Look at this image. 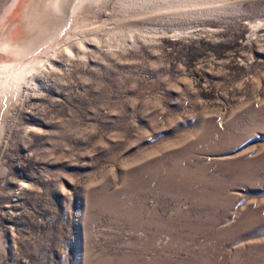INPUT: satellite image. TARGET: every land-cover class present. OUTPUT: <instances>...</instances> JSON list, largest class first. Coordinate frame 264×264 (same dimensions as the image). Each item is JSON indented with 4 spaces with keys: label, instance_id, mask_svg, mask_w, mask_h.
I'll return each instance as SVG.
<instances>
[{
    "label": "rangeland",
    "instance_id": "rangeland-1",
    "mask_svg": "<svg viewBox=\"0 0 264 264\" xmlns=\"http://www.w3.org/2000/svg\"><path fill=\"white\" fill-rule=\"evenodd\" d=\"M0 43V264H264V0H0Z\"/></svg>",
    "mask_w": 264,
    "mask_h": 264
},
{
    "label": "bare ground",
    "instance_id": "bare-ground-1",
    "mask_svg": "<svg viewBox=\"0 0 264 264\" xmlns=\"http://www.w3.org/2000/svg\"><path fill=\"white\" fill-rule=\"evenodd\" d=\"M75 5V4H74ZM18 9V8H17ZM2 43H0V45H1ZM2 48H5V47H3V46H1ZM2 53V52H1ZM37 54V53H36ZM3 56H4V53H3ZM27 64V63H26ZM11 65H8L7 66V64L5 65V64H3V65H0V79H2V78H4V79H7L6 80V82L8 83L6 86H5V89L7 90L8 89V87H9V84H10V81H11V79L13 78H10V80L8 81V77L7 76H3L2 75V73H3V71L4 72H9L10 70H11ZM5 69V70H4ZM16 76V75H15ZM1 81V80H0ZM2 84V83H1ZM3 86V85H2ZM2 86H0V87H2ZM0 89H2V88H0ZM1 92V91H0ZM2 92H4V91H2Z\"/></svg>",
    "mask_w": 264,
    "mask_h": 264
}]
</instances>
